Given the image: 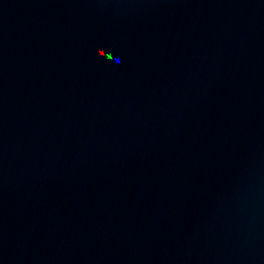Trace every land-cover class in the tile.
Here are the masks:
<instances>
[{"label": "water", "instance_id": "water-1", "mask_svg": "<svg viewBox=\"0 0 264 264\" xmlns=\"http://www.w3.org/2000/svg\"><path fill=\"white\" fill-rule=\"evenodd\" d=\"M0 264H264V0H0Z\"/></svg>", "mask_w": 264, "mask_h": 264}]
</instances>
